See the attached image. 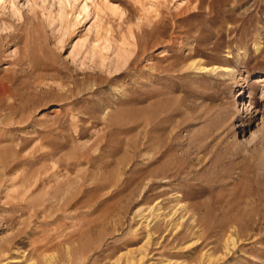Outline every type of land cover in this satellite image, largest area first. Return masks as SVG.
I'll return each mask as SVG.
<instances>
[{
	"label": "rangeland",
	"instance_id": "374dc122",
	"mask_svg": "<svg viewBox=\"0 0 264 264\" xmlns=\"http://www.w3.org/2000/svg\"><path fill=\"white\" fill-rule=\"evenodd\" d=\"M0 264H264V0H0Z\"/></svg>",
	"mask_w": 264,
	"mask_h": 264
},
{
	"label": "bare ground",
	"instance_id": "6f19581e",
	"mask_svg": "<svg viewBox=\"0 0 264 264\" xmlns=\"http://www.w3.org/2000/svg\"><path fill=\"white\" fill-rule=\"evenodd\" d=\"M14 5V4H13ZM190 68H193V70L197 71V73H213L216 72V71H221V72H226L228 73L229 72V69L228 67H225V66H213V67H208V66H204L202 64H199L198 62L196 63L195 62H192L190 65H189ZM248 107V106H247ZM151 210H154V207L151 208ZM159 211V209H158ZM143 249V248H142ZM131 255V254H129ZM133 255V254H132ZM141 255V254H140Z\"/></svg>",
	"mask_w": 264,
	"mask_h": 264
}]
</instances>
